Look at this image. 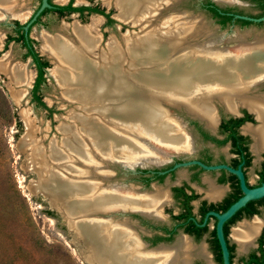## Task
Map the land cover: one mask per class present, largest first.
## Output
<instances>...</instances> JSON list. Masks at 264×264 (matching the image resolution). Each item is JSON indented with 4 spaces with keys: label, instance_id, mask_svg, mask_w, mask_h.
<instances>
[{
    "label": "flooded vegetation",
    "instance_id": "flooded-vegetation-1",
    "mask_svg": "<svg viewBox=\"0 0 264 264\" xmlns=\"http://www.w3.org/2000/svg\"><path fill=\"white\" fill-rule=\"evenodd\" d=\"M46 1L49 6L36 15L27 29L25 26L40 8L42 0L24 22L26 12L18 13L15 1L14 12L0 14V18L19 14L11 22L13 32L7 35L4 46L15 42L8 40L9 36L21 33L25 39L33 40L30 34L32 26L43 25L42 17L49 14L58 18L76 15L80 19L98 14L105 18L107 24L113 22L112 13L100 4H75L74 0ZM114 2L109 0L105 4ZM162 2L171 5L170 0ZM188 4L198 8L208 4L216 6L223 18L230 17L227 26H260L264 23V20L248 19L264 17V0H189ZM66 5L98 7L104 13L83 10L60 14L57 8ZM241 6H248L253 11ZM45 9L49 11L41 15ZM236 19L251 23L241 26L235 23ZM16 43L24 48V53L29 49L20 41ZM28 43L37 52L35 41ZM261 47H264V36L253 41L241 40L234 50L217 46L216 51L247 52ZM258 53L264 57V51ZM260 66L253 73L234 67L231 81L217 82L215 88L207 89L216 91L218 95H206L202 105L193 104L190 99L189 105L197 106V110H189L187 106L186 122L179 119L178 125L176 121L175 128L168 130L163 139L138 133L141 149L135 153L125 151L121 158L114 156L108 159L123 164L120 167L121 181L114 183L110 188L112 191H108L120 194L121 200L112 205L110 213L97 214L94 218L106 221L107 225L102 229L105 238L110 241L116 233V240L128 247L123 264L135 259L145 260L144 264H226V260L228 264H264V223L255 232L249 228L254 220L264 219V195L247 200L228 218L220 221V216L244 196L243 185L252 189L264 184V62ZM94 262L112 264L99 260Z\"/></svg>",
    "mask_w": 264,
    "mask_h": 264
},
{
    "label": "bare ground",
    "instance_id": "bare-ground-1",
    "mask_svg": "<svg viewBox=\"0 0 264 264\" xmlns=\"http://www.w3.org/2000/svg\"><path fill=\"white\" fill-rule=\"evenodd\" d=\"M14 1L0 0V14L13 10ZM162 1L166 0H115L119 18L139 23L142 32L124 37L123 43L115 41L109 44L105 52H98L95 57H89L93 48L97 47V39L93 36L95 33L90 35L86 27L77 23L70 24V32L65 35H39L43 40L41 49L55 62L52 73L57 83L63 88L66 99L77 103L80 110L72 111L70 119L74 122L73 126L66 124L62 128L64 138L61 147L55 145L54 148V144L48 147L49 154H46L51 164L48 168H41L43 172L56 170L45 176V187L62 198V206L68 211L80 215L83 212L97 213L107 211L114 203L120 202V194L108 192L112 191L113 186L109 183L110 189L103 184L111 175L105 171L96 172L94 165L99 162L108 164L109 158H121L125 151L137 152L141 149L138 146V133L163 139L166 132L176 126V121L170 118L169 113L167 115L166 110L161 109L163 102L172 101L175 105H183L186 109L188 106L189 110L196 111L197 106L189 105L190 99L193 104L202 105L207 99L206 95H218L216 91L209 92L207 89L215 88L217 82L231 81L234 67H241L251 73L259 70L264 62V57L258 53L263 52L264 47L247 52L217 53V45L211 39L192 45L191 41H198L196 37L200 34L194 36L197 31L191 26L187 27L181 17L173 15L161 19L169 7L164 5L163 8ZM97 21L92 18L91 26H95ZM4 57L0 59V71L9 76L10 82L17 87L26 86L30 81L27 71L4 60ZM129 58H132L131 62ZM151 59H159V66L164 68H157L153 72L144 71L146 68H140L141 71L138 69L134 73L127 72L126 62L130 66L136 63L146 65ZM142 82L165 91H173L171 88H174L177 92L173 100L165 96L156 99L158 107L154 111L149 110L151 114L148 113L146 118L141 117L146 121L159 118L152 130L141 128L143 120L139 114L143 112L138 110L140 107L135 95L140 92L135 85ZM24 92V89L14 90L16 99L21 100ZM224 92H221L222 95ZM28 134L33 140V131L28 130ZM34 144L36 142L33 140ZM37 157L32 146V159L36 160ZM70 196L75 197L72 202L69 201ZM261 223H264V219H256L249 228L255 232ZM104 225H107L105 220L92 218L81 220L73 226L76 235L85 243L83 256L91 264H95L94 260L123 264L125 249L128 247L116 240V233L110 241L105 238L102 233ZM128 262L146 263L143 259Z\"/></svg>",
    "mask_w": 264,
    "mask_h": 264
},
{
    "label": "rangeland",
    "instance_id": "rangeland-1",
    "mask_svg": "<svg viewBox=\"0 0 264 264\" xmlns=\"http://www.w3.org/2000/svg\"><path fill=\"white\" fill-rule=\"evenodd\" d=\"M54 1L59 3V0ZM106 1L74 0V3L100 4L105 10L112 13L113 22L110 24H107L105 18L98 14L86 15L83 19L76 15L58 18L55 14H49L42 17L43 25L34 24L32 26L30 34L35 41V49L49 63L46 82L41 89L42 100L46 108L37 105L32 100L31 88L36 71L30 57L24 56V48L16 42H9L7 46H4L7 35L13 32L11 22L17 17L10 16V19L0 22V59L5 55L4 60L17 64L25 72L27 71L30 78L26 86L17 87L10 82L9 76L0 71V95L2 96L0 100V264H91L85 260L78 246L73 244L71 233L67 229L64 219L50 208L48 201L42 195H34L29 191L28 186L37 179V174L35 168L28 167V165L31 163L29 162V153L34 146L38 157L36 160L32 159L33 163L39 164V166L36 165L38 168H48L51 161L46 153L49 154L50 142L54 140L56 146H60L64 138L63 134L58 132L57 127L61 124L73 126L74 122L70 119L72 111H80L77 103L64 99L67 97L64 95L63 89L57 86L56 77L52 73L55 62L47 52L41 49L43 40L39 35L43 33L65 35L70 32L69 23L77 21L82 27H86L85 29L90 35L95 33L93 36L97 39V47L93 48L89 55V57H95L98 52V54L105 52L109 44L115 41L123 43L124 37L142 32V25L139 23L133 25L120 21L115 3L109 5L105 4ZM188 1L180 0L176 7L165 10L161 19L173 15L177 18L181 17V20L186 21L187 27L191 26L195 32L197 31L194 36L200 34V36L217 37L218 42L215 44L213 42V44L223 46L228 50H234L241 40L253 41L256 37L264 36V23L260 26L251 24L247 27L233 25L221 28L209 14L188 4ZM38 2L39 0H15V5L18 7L16 11L18 13L26 12L22 22L28 20ZM164 5H162L163 8ZM241 7L253 11L248 6ZM173 8L182 14L167 12ZM93 17L98 19L95 26H91ZM64 26L69 27L64 28ZM238 35L242 37H238ZM198 41H191V43L196 45ZM18 89L25 90L21 100L16 99L14 95V90ZM168 109L169 116L173 121L178 123L181 119L186 122L187 115L183 110L166 106L167 111ZM19 112L24 120L19 116ZM26 129L33 131V140L36 144L32 145L33 140L29 137L28 139L32 142L27 140L25 148L21 150L18 148V142L22 139ZM94 166H96L94 167L96 172L105 171L107 174L113 175V183L121 181L122 173L119 167L101 162ZM49 211L52 213H48Z\"/></svg>",
    "mask_w": 264,
    "mask_h": 264
},
{
    "label": "water",
    "instance_id": "water-1",
    "mask_svg": "<svg viewBox=\"0 0 264 264\" xmlns=\"http://www.w3.org/2000/svg\"><path fill=\"white\" fill-rule=\"evenodd\" d=\"M179 1L180 0L172 1V4L168 8L176 7L178 5ZM46 6H49L47 4V1L46 0H42V4H41L40 8L38 9V11L34 15V17L31 19V21H29L27 23V25L25 26L26 29H27L28 25L35 19L36 15H38V13ZM167 12H176V14H182V13H178L180 11L176 10L175 8L170 9V11H167ZM116 17H117V15H116ZM192 18H194V17H192ZM6 19H10V15L7 14V16H5L4 18H0V22L1 21L4 22V21H6ZM248 19L249 20H253V21H261V20H264V17H260V18L248 17ZM120 21L125 22V23H131L133 25H138L135 21H124V20H121V19H120ZM196 39L197 40L200 39V41H198V43L202 42V40H204V39H211L214 42V44L218 42L217 37H214V36H211V35L210 36H198V37H196ZM222 48H223V46H222ZM4 56H2V58ZM128 61L131 62L132 58H129ZM151 61H153V59H151L150 62ZM159 61H160L159 59H154V61L152 63H150V62L148 63L149 65L148 64L141 65L139 63H136V61L134 60V63H136L137 65H131L130 66V64L128 65L127 62H126L125 67L127 69V72H130V73H134V71H136L138 69H139V71H141L142 69H140V68H143V69L146 68L144 70L146 72H153L157 68H164V67L159 66ZM137 62H138V60H137ZM186 62H189V60H186ZM154 63H155V67H154ZM132 64H133V62H132ZM144 66H146V67H144ZM51 76H52V74H51ZM52 77H54V76H52ZM55 81H56V79H55ZM56 84H57V86L59 88L63 89L57 83V81H56ZM135 87L139 90V92L141 94V95L138 94L139 96L137 94L135 95L136 98H137V101H138L137 105H139V107H140L138 110H142V112H143L142 115L139 114L140 119L143 120V123H141V126H142L141 128H143L144 130H152L155 127L156 123L159 121L158 116H156L158 118L156 120L155 119L151 120L152 118L151 119L149 118V120L146 121L144 118H146L147 114L149 113V110L154 111L156 109V107H158L157 105L159 103H156L155 100L160 98V97H164V96H165V98H169V99L173 100V99H175V97H176L175 94H177V92L174 90V88H171V90H173V91H170V90L169 91H165V90H160L158 88H155V86H150L148 84H145L143 82L136 84ZM64 99L66 101H69L66 98H64ZM169 99H167V100H169ZM166 106H167V108L172 107L174 109H180V110H183L185 113H188V111L185 108V106H183V105H175L172 101L163 102L162 105H161V107H162L161 109L165 111L166 110ZM166 111H165V113L168 115L169 109H168L167 112ZM152 113H154V112H152ZM149 114H151V113H149ZM19 116L22 118L20 112H19ZM141 117H144V118H141ZM65 125L66 124H64V125L61 124V125H59L57 127V130H58V132L61 135H62V128ZM121 127H123V126H121ZM132 129L136 130L135 128H132ZM28 138H29V134H28V130L26 129L25 130V134L22 136V139H20V141L18 142V148L19 149L22 150V149L25 148L24 146H25L27 140L30 142V140ZM51 144H54L53 147L56 148V146H55L56 142L54 140L51 141L49 145H51ZM29 154H30V156H29V160L30 161L29 162H31V163L28 165V167L35 168L34 170L36 171V174H37V179L35 181H32L29 184V186H28L29 191L32 194H34V195H36V194L42 195L48 201V204H49L50 208L53 209L56 213H58L64 219V221L66 223V226H67V229L71 233L73 244L78 246V248L80 249V251L83 254L84 248H85V243L83 242V240L79 236L76 235L73 226L76 225L81 220L92 219L97 214L110 213L111 209H109L107 211H99L97 213H94V212L93 213L92 212H89V213L83 212V213H81V215L79 213H74V212L68 211L66 208L64 209L63 206H62V198L60 196H56V194H53L52 192L48 191L49 188H46L47 187L46 182H45L46 179H44V178H46L45 176H47V173L49 175L50 172L51 173H55L56 170H53V171L52 170H49V171L45 170V172H43L41 170V167L40 168L37 167V166H39V164H36L37 165L36 166L33 163V161H32V150H31V153H29ZM109 163H108L109 166H114V167H119V168L123 167V164L121 162H119V161H116V160H112L111 162L109 161ZM65 181L72 182L70 180H65ZM113 181H114V176L112 175L110 178H106V181L103 182V184L105 183L104 185L105 186L108 185V187L110 188V184H111V186H113V184H114ZM106 189H108V188H106ZM243 190H244V193H245L244 196H242L232 207H230L222 216H220V221L221 222L223 220H225L226 218H228L238 207L243 205L247 200L254 199V198H259V197L263 196L264 195V184H262V185H260L259 187H256V188H252V189H248V188H246L243 185ZM74 199H75V197L70 196V200L69 201L72 202ZM221 242H222V245H223V248H224L225 256L227 257V252H226L225 245H224V242H223L222 238H221ZM85 260L88 261L86 258H85ZM226 264H228L227 260H226Z\"/></svg>",
    "mask_w": 264,
    "mask_h": 264
},
{
    "label": "trees",
    "instance_id": "trees-1",
    "mask_svg": "<svg viewBox=\"0 0 264 264\" xmlns=\"http://www.w3.org/2000/svg\"><path fill=\"white\" fill-rule=\"evenodd\" d=\"M199 9H204L208 13H210L211 17L216 20V23H219L221 27H226L229 22H230V17H222L220 13L218 12V9L216 6H212L210 4L206 5L205 7H200ZM83 10H88L90 12H95V13H104L102 9H99L98 7H87V6H79V7H71L70 5L66 6H59L57 8V11L60 14H63L64 11L71 12V11H83ZM49 11V9H45L42 13H46ZM108 16V14H105ZM220 18L217 20V18ZM38 20V19H37ZM235 23H238L241 26H247L251 22L248 20H243V19H236ZM20 27V25H19ZM8 40H14L15 42H21L23 46H29L28 50L26 53H24L25 57H30L32 59V63L34 64L35 70H36V76L34 78V82L31 88V96L32 100L39 106L45 107L46 105L42 100V95H41V89L43 85L46 82V68L49 66V63L44 60L33 48L32 46L29 45L28 41L32 42V39H25L24 34H18L16 36H9ZM2 99V96L0 95V100ZM17 126L19 127V123L17 122ZM52 213V212H48Z\"/></svg>",
    "mask_w": 264,
    "mask_h": 264
}]
</instances>
